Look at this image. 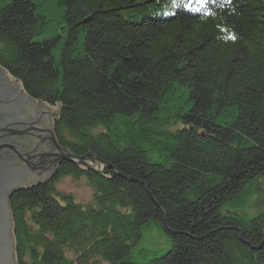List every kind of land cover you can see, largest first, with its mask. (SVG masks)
Instances as JSON below:
<instances>
[{
    "label": "trees",
    "instance_id": "16d2710c",
    "mask_svg": "<svg viewBox=\"0 0 264 264\" xmlns=\"http://www.w3.org/2000/svg\"><path fill=\"white\" fill-rule=\"evenodd\" d=\"M54 1L64 9L67 31L42 41L50 20L38 2L0 0V62L30 93L63 102L64 133L76 147L67 138L62 143L77 155L96 152L114 169L97 176L105 193L96 209L71 201L61 206L53 181L15 192L10 205L19 239L57 249L52 236L92 226V251H108L114 264H135L129 249L139 242L140 228L148 220L164 225V211L168 226L184 233L173 232L171 247L143 264H264V209L258 210L264 160L252 159L264 154V0H209L198 16L185 15L195 4L189 10L172 0L170 19L160 16L157 0ZM161 63L166 69L159 70ZM174 83L199 104L206 90L219 103L216 92L223 89L226 106L211 116L189 108L184 115L172 112L166 104ZM222 114L236 129L216 122ZM199 118L204 132L186 128H199ZM171 120L183 127H166ZM241 130L250 132L248 140ZM81 174L94 179L93 170ZM30 214L37 231L24 222ZM195 227L197 238L189 237L185 230ZM49 257L69 264L59 252Z\"/></svg>",
    "mask_w": 264,
    "mask_h": 264
},
{
    "label": "rangeland",
    "instance_id": "374dc122",
    "mask_svg": "<svg viewBox=\"0 0 264 264\" xmlns=\"http://www.w3.org/2000/svg\"><path fill=\"white\" fill-rule=\"evenodd\" d=\"M33 1L38 2L40 4L41 10H43L47 14L46 15L47 17L49 16L48 19L50 20L49 26L47 27L45 33L41 36V40L43 41L44 39H46L48 37H50V38L54 37V35L55 36L58 35L59 37H61V35H64L67 31V28H65V24L62 23V18H60V17H62L63 13H65L64 9L61 6H59L54 0H33ZM156 2L161 4L160 8H159L161 11L160 16H162L163 18H166V19H168V18L170 19L171 17L175 16L174 13H172L173 10H176V9H174V5H173L175 1L157 0ZM124 17L125 16H123V14H122V16L119 18L120 23H123ZM5 50L6 49H4L3 51L5 52ZM58 51H59V49L56 51L57 54H59ZM101 51L102 50L98 51L99 55H101ZM1 57H2V55L0 54V60H1ZM162 64L163 63H161L159 65V70L164 69V68L166 69V67ZM179 66H180V68H183L184 62H181V65H179ZM155 69H158V68L155 67ZM156 72L160 73L159 71H156ZM18 78H20V77H18ZM174 85L175 86L173 87L172 91L167 96V104H166L168 106L169 110H171L172 112L178 111L177 113H182L181 115H184V114H186V112H184L183 110L189 108L192 112H194L196 114H203L201 116H209L206 114H210V116H211L212 114L217 115L215 112H217V110L220 111L221 110L220 107L226 106V105L221 106L222 101H224L225 98H227L226 94L222 93L223 89L218 90V92H216V94L218 96L219 103L213 98L214 96H210L209 92H211V90H206L203 93L204 96L202 95V98H201L202 104H199L197 102L193 103V101L191 100V97L189 96V90H187L186 87L179 85V83H174ZM24 86L27 89L25 82H24ZM214 87H216V86H214ZM219 87L229 89L228 87H226L224 85L219 86ZM28 92L32 97H38L35 92L31 91V93H30L29 90H28ZM207 94L209 96H207ZM39 98H41V97H39ZM203 98H204V100L206 99L207 101H203ZM210 99H211V101H210ZM47 102L53 103L51 101H47ZM61 103L63 104L62 101H61ZM65 114H66V112H65V108H64L62 110L61 115H60V119L57 120L54 124V133H55L57 140H58V143L60 145L61 144L65 145L66 143H62V139L67 138L66 142L71 143V145L75 148L76 145L73 142V138L71 136H69L67 133H64V131H66L67 123H65L62 118L63 117L66 118L64 116ZM218 117L216 118L217 119L216 122L220 121L222 123L225 122L227 124H230V123L232 124V125L226 126V128L228 130L230 129V127L235 128L233 126V123L231 122L233 118L230 119L228 115H224V114H222V116L220 115ZM209 118L210 117H206L204 119H207V122H208ZM173 121L174 120H171L168 124H166V127H169L171 129L173 128L175 130L183 127L182 123L176 124ZM198 121H200V123L198 124L199 126H197L199 128L193 127L194 125H191V123L190 124L188 123V125L186 124V128H188V130H190V131H193L194 129H196L199 132H204L205 131L204 126H206V121L202 122V119L200 120V118ZM95 131L97 133L100 132L99 130H95ZM103 132H107V130H104ZM249 134H250V132L248 133V131H245V130L244 131L241 130L239 132V135H246L244 140H246V139L248 140V138H250ZM122 143L124 144L123 141H122ZM61 146H63V145H61ZM65 146H63V147H65ZM67 148H69L71 150V147H67ZM120 152H125V151H120ZM94 154H96V152H94ZM96 155L99 158H101L98 154H96ZM262 155H264V154H262V153H261V155L259 154L257 159L252 158L254 160V161L253 160L252 161L256 162L260 165L262 163V161L264 160V157ZM66 163H69L72 166L71 165H65ZM63 165L70 167L72 169L64 168V167H62ZM250 165H252V164H250ZM89 169L93 170V169L88 168V167L85 169L80 168L71 160L64 159L58 165L56 171L53 173V175L48 180L42 181V182H40L36 185H33V186L35 187V186H38L40 184H45L49 181H53L54 182L55 196L57 198L56 201L61 206H66L68 204V202L71 201L74 205H77V206H81V207L83 206V207H88L91 209H96L98 207L99 201L101 199H103L102 195L105 192H104V189L101 187V185L98 183L97 176L100 173L93 170L94 179H91L88 176H84L81 174L82 171L85 172ZM117 169L121 173H123L122 174L123 178H125L127 180H134L133 176L127 175L124 173V171H122L123 168H120V169L117 168ZM71 170H73V171H71ZM106 178L112 180L114 178V175L108 176ZM116 183L117 182H115L114 184H116ZM258 185H260L264 189V176H262V178L259 180ZM26 188H28V187H26ZM22 189H24V188H22ZM19 190H21V189H19ZM19 190H17V191H19ZM17 191H15V192H17ZM148 192L152 196V193L150 192V190H148ZM13 194L11 195V197L13 196ZM106 196H108V195H106ZM263 196H264V193H263ZM11 197H10V199H11ZM152 199H153L154 203L159 205L155 197L152 196ZM256 200H257V198L255 197L253 201H256ZM263 205H264V202H263ZM10 207H11V205H10ZM263 209H264V207L261 206V208H259L258 210L262 211ZM125 210L128 211V209H125ZM129 210H130V212L134 211L133 209L131 210L130 208H129ZM11 218H12V223H13L14 230H15V235H14L15 247L14 248H15V256H16L17 264H56L55 261H52L53 258L49 257V255L53 252H57V255L59 252L62 255V258L66 259V261L69 264H114L109 257L110 255L108 254V251H105L103 249L105 252L101 254L99 251H98V253L92 251L91 248L89 247L90 244L95 243V240H96L95 239L96 236L94 234L90 233V229L92 228V226L80 227L77 224V228L78 227L80 228V229L78 228V230H77L78 232L80 231V233L78 235L73 234V232H71L69 235L68 234L58 235L57 238L55 236L54 237L52 236L51 238H55L54 243H58V248L57 249L56 248L55 249L49 248L48 250H44V248H42L40 246H33V244H35L34 242H36L34 240V238H32V239L28 238V240H24L25 237H20L21 244H22V242H25L27 244V246L26 247H19V245H21V244H18L19 240H20L18 234L19 235H21V234L19 232H17L18 230H16V227H17V229L19 228V226H20L19 222L20 221L14 220L13 215H12V209H11ZM35 219L36 218L35 217L33 218L32 215L30 214L29 218L25 219L24 222L26 223L28 228H32L33 230L37 231L40 228L37 225V222ZM163 219L165 220V222H163L165 226L162 225L163 220H161L160 222H153L152 220H148L149 224L147 225V223L145 222V225L142 228H140L142 233H141V238H140L139 242L133 243L132 248L129 249V251H131V259L132 260L134 259L135 264H136V262H137V264H143L144 262H147L148 260H151V259L153 260V259L158 258L159 256H161L165 252L166 249H169L171 247L173 234L176 233L179 235H183L182 233H184V232L177 233L178 232L177 229H174V228H171L168 226L169 221L167 220V214L164 211H163ZM17 223L19 224V226ZM32 229H29V231H32ZM140 229L138 231H140ZM197 230L198 229L195 227V228H193L192 231H190V230L189 231L185 230V231L189 237L197 238V235H196ZM29 231L25 232L27 236L29 234ZM166 231H169V233L170 232L171 233L169 234ZM173 232H175V233H173ZM94 233H96V232H94ZM209 234L210 233H207L206 235H209ZM33 248H35V249H33ZM19 250H21L20 253H19ZM140 254H143L144 256H141ZM137 256H139V257H138V260H136V262H135V258Z\"/></svg>",
    "mask_w": 264,
    "mask_h": 264
},
{
    "label": "water",
    "instance_id": "95a60500",
    "mask_svg": "<svg viewBox=\"0 0 264 264\" xmlns=\"http://www.w3.org/2000/svg\"><path fill=\"white\" fill-rule=\"evenodd\" d=\"M64 108L61 101L32 97L24 81L0 63V264H17L10 207L15 191L48 180L64 159L100 174L114 169L94 153L77 155L58 143L54 124Z\"/></svg>",
    "mask_w": 264,
    "mask_h": 264
},
{
    "label": "bare ground",
    "instance_id": "6f19581e",
    "mask_svg": "<svg viewBox=\"0 0 264 264\" xmlns=\"http://www.w3.org/2000/svg\"><path fill=\"white\" fill-rule=\"evenodd\" d=\"M178 1H179V5L180 6L182 5L183 7H184L185 4L189 3V0H178ZM211 1L214 3V1H217V0H211ZM212 2H210V3H212ZM194 4L196 5V9H194V11L189 12V13H187L185 15H187V16H198V15H202L203 14V11L200 10L202 6L200 4H198V3L193 2L191 7H193Z\"/></svg>",
    "mask_w": 264,
    "mask_h": 264
},
{
    "label": "snow or ice",
    "instance_id": "6c2138e0",
    "mask_svg": "<svg viewBox=\"0 0 264 264\" xmlns=\"http://www.w3.org/2000/svg\"><path fill=\"white\" fill-rule=\"evenodd\" d=\"M193 2L198 3L201 6H204V5H206L209 2V0H189V3L185 4L184 7L188 8L189 10H191V6H192Z\"/></svg>",
    "mask_w": 264,
    "mask_h": 264
},
{
    "label": "flooded vegetation",
    "instance_id": "af4514ba",
    "mask_svg": "<svg viewBox=\"0 0 264 264\" xmlns=\"http://www.w3.org/2000/svg\"><path fill=\"white\" fill-rule=\"evenodd\" d=\"M54 151H55V149H51V153L54 152ZM17 176H18V175H16V174L12 175L10 180L14 179V178L17 177Z\"/></svg>",
    "mask_w": 264,
    "mask_h": 264
}]
</instances>
